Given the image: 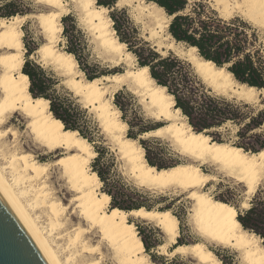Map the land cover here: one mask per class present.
Returning <instances> with one entry per match:
<instances>
[{
    "label": "bare ground",
    "instance_id": "1",
    "mask_svg": "<svg viewBox=\"0 0 264 264\" xmlns=\"http://www.w3.org/2000/svg\"><path fill=\"white\" fill-rule=\"evenodd\" d=\"M36 1L47 10L0 18V58L15 57L0 63V195L22 221L48 263L102 264L106 256L105 246L115 264H155L145 251L129 216L149 222L162 231L166 242L157 246L156 252L160 255L188 257L194 260L193 264H222L209 247L214 244L232 248L239 264H249L245 259L249 252L255 254L250 259L258 260L260 250L264 249L261 239L242 228L232 204L213 197L203 187L221 174L241 183L245 188V199H250L260 183H264L261 160L264 148L255 152L245 150L232 143L214 140L205 131L193 130L186 116L175 107L173 96L155 82L147 66H131L122 72L85 78L73 54L57 45L63 30L61 18L70 12L72 4L108 58L113 62L121 59L130 62L135 56L126 49L125 43L118 40L108 15L109 9L97 4L96 0H90V3L89 0H59L62 7L45 0ZM215 1V10L221 18L238 15L264 30V4L261 0ZM132 2L141 18L150 23V36H159L167 29L171 16L153 2L117 0L116 6ZM28 17L37 21L45 40L33 53H39L44 63H53L66 75L64 82L69 89L82 96L83 106L95 110L102 128L114 141L136 184L187 193L186 197L192 201L190 220L201 240L191 244L176 242L178 218L168 208L140 206L123 210L109 207L111 197L100 190L102 181L90 165L97 154L92 144L76 130L66 129L50 112L47 99L33 97L29 92V79L22 72L25 47L21 27ZM166 35L172 39L169 44L174 53L190 62L195 73L217 94L229 91L231 96L248 103L257 102L260 97L264 100V88L239 83L224 66L203 59L193 46L183 49L175 45L171 35L168 32ZM158 43L162 44V41ZM9 44L15 46L9 47ZM122 86L138 93L147 102L149 115L165 121L139 136H169L178 146L179 153L188 157V162L166 168H157L147 162L145 150L138 140L125 134L127 123L112 102L114 93ZM37 152H42L46 159L41 160ZM253 163L254 169L251 167ZM202 164L212 165L214 173L203 171ZM57 180L64 182L70 195L67 203L57 194L58 187L56 189L53 184ZM245 203L249 204L243 200L242 208ZM228 209L233 210L232 219L239 225L230 235L239 237L243 234L245 242L248 239L253 241L247 250L239 245L232 247L238 244L235 238L224 243L201 230L202 224L207 227L227 218ZM70 214L78 217L84 226L80 222L71 224ZM93 234L98 236L94 243L89 238ZM228 235L223 234V239H228Z\"/></svg>",
    "mask_w": 264,
    "mask_h": 264
},
{
    "label": "trees",
    "instance_id": "2",
    "mask_svg": "<svg viewBox=\"0 0 264 264\" xmlns=\"http://www.w3.org/2000/svg\"><path fill=\"white\" fill-rule=\"evenodd\" d=\"M117 0H96L97 4L111 9L108 12L113 28L119 41L125 43L126 49L134 56L139 66H147L150 76L158 85L164 86L166 91L173 96L175 107L186 116L187 122L195 131H206L223 126L231 121L237 125L244 124L245 130L259 126L264 121V113L259 111L256 115L244 114L240 111V102L228 99L223 95L215 94L210 88H206L198 79L192 65L187 60L178 57L171 50L163 55L156 51L147 41L139 38L138 32L123 9L115 7ZM162 7L165 13L171 16L167 32L176 43L186 47H195L197 54L203 59L212 61L216 66H224L233 78L239 83L253 86L257 89L264 88V60L259 50L251 52L249 45H253L247 29L250 26L237 17L223 19L217 16L213 10H208L201 1H194L188 7V0H145ZM21 0H0V18H9L13 15H24L21 9ZM63 35L66 39L65 51L73 54L79 69L85 78L93 79L106 74V71L98 69L97 64L89 66L87 61L81 58V52L85 47L83 33L76 26L72 16L66 15L61 19ZM67 21L71 24L67 25ZM22 72L29 79V92L33 97H42L48 100L49 110L52 115L61 121L66 129L76 130L79 135L87 139L97 152L93 161V170L101 181L106 182L103 173L95 166L102 159L103 149L98 146L90 126V120L85 108H82L70 91L63 87L57 89L59 80L53 71L44 68L40 64L26 59L22 66ZM120 91L113 96V103L121 110L125 108L119 100ZM262 116L260 121H255L257 116ZM128 125L127 136H137L154 129L139 128L134 130V125L122 118ZM248 119V121H245ZM242 135V130L237 131ZM264 138V133L261 134ZM155 137L138 139L145 150V158L150 165L157 168H166L176 163H163L156 161L152 155L154 147L150 142ZM221 141V140H217ZM241 146L239 143H234ZM245 150L246 147H243ZM250 151H258L264 148V139L258 140L257 145H250ZM110 195L111 207L123 210L138 208L139 204H122L116 200L110 189H102ZM223 200L221 198H218ZM225 201V200H223ZM226 202V201H225ZM249 208H236V218L242 228L254 233L261 239L264 245V189H257L249 201ZM146 207V206H145ZM149 208V207H146ZM146 250L148 245L142 239ZM181 243V242H178Z\"/></svg>",
    "mask_w": 264,
    "mask_h": 264
},
{
    "label": "rangeland",
    "instance_id": "3",
    "mask_svg": "<svg viewBox=\"0 0 264 264\" xmlns=\"http://www.w3.org/2000/svg\"><path fill=\"white\" fill-rule=\"evenodd\" d=\"M23 5L21 9H23L26 14H36L38 12H43L47 10L42 3L37 2L36 0H21ZM70 2V0H66ZM194 1H201L202 4L208 10H213L217 16L218 12L215 10V0H188V7L193 5ZM215 1V2H214ZM146 2V1H145ZM135 3L132 2L130 4H123L115 6L117 9H123L124 13L130 19L131 25L136 28L138 32L139 38L147 41L156 51L165 55L169 50L174 52V48L169 43L172 42V39L167 37V29H165L159 36H150L149 34V22L146 19L141 18L135 9ZM110 11V9H109ZM108 11V12H109ZM136 11V12H135ZM79 11L74 8L71 4L70 12L66 15L72 16L74 19L76 26L83 33V38L85 42V47L81 52V58L86 60L89 66L93 64L98 65V69L102 71H106V74H112L116 72H122L126 68L131 66H139L136 59H131V61H127L125 59H121L120 61L113 62L108 55L102 51V49L98 46L92 34H90V30L85 25V23L80 18ZM64 15V16H66ZM62 16V17H64ZM220 17V16H219ZM237 17L239 20L247 23L250 26V29H247L249 36L251 38L252 44L249 45V50L254 52L255 50H259V53L262 55L264 60V30L259 26H254L251 22L243 19L238 15H234L233 17L226 18V20ZM221 18V17H220ZM62 19V18H61ZM224 19V18H223ZM67 25H70L71 22L67 21ZM113 24V23H112ZM21 27L24 31L23 34V44L25 47V60L30 59L44 68L50 69L53 71L54 75L59 80V84L56 86L57 89H61L62 87L67 91H70L73 97L76 99V102L82 107L85 108L88 114V118L90 120V126L93 127L92 132L94 135V139H96V143L99 147L103 149L102 159L95 164L94 167L98 168L106 178V182L101 183L100 190L102 189H110V191L115 195L116 200L119 203L124 205L126 204H139L141 206H146L149 208H168L170 209L178 218L179 224V236L177 237L176 242H181V244H191L195 241L201 240L200 236L196 233L191 217H190V208L192 201L186 197L185 191H174L172 189H150L145 188L144 186H140L134 182L132 176H130V172L127 164L121 157L119 151L117 150V146L115 145L112 138L110 139L109 134H106L105 130L102 128L99 118L94 109L86 108L83 106L84 99L81 95H76L69 86L64 82L66 75L60 72V70L50 62H43L39 53H33L34 50L45 40L43 39V35L40 32L37 21L32 17H28L25 19ZM166 31V32H165ZM147 32V33H146ZM165 32V33H164ZM165 34V35H164ZM161 36V37H160ZM165 36V37H164ZM164 38V39H163ZM166 38V39H165ZM158 43V42H161ZM175 42V41H174ZM164 44V45H163ZM175 45H179L181 48L186 49L184 44L174 43ZM59 48L65 49L66 39L63 35V30L61 32V38L59 43H57ZM160 45V46H159ZM163 45V46H162ZM162 50V51H161ZM30 54H33L30 57ZM124 62H123V61ZM133 61V62H132ZM127 63H129L127 65ZM133 64V65H132ZM79 68V67H78ZM198 79L203 83L206 88H209L203 81L202 78L196 74ZM84 76V73H83ZM85 77V76H84ZM211 89V88H210ZM117 91H120L119 100L124 106L125 110L121 111L114 103V105L119 109L121 118H125L130 121L134 125V130L136 131L139 128H153L158 125H162L165 123L164 120H156L153 118L149 111V106L145 100L141 98V96L137 93H133L131 90H128V87L122 86ZM212 92L217 94L215 91L211 89ZM223 95L228 99H235L237 102H240V111L241 113H248L251 115H256L259 111L264 113V100L260 97L257 102H245L237 99L230 95V92H226ZM81 97V98H80ZM113 102V99H112ZM262 116H257L255 121H260ZM245 121H248L246 119ZM244 124L237 125L232 123L231 121L226 122L223 126L209 130L211 134L210 137L214 140H221L223 142L228 143H239L243 147H246L247 150L250 151V145H257V141L263 140L264 133V121L256 127H250L248 131L243 127ZM128 126V125H127ZM241 129L242 135H238L237 131ZM128 127L125 132L127 135ZM207 132V130L205 131ZM208 133V132H207ZM155 137V141L150 142V145L153 148L152 155L155 157L156 161H160L163 163H180V162H188L189 159L187 156L182 155L178 151V146L172 141L169 136L165 137H156L149 136L147 138ZM169 137V138H166ZM142 139L137 136V140ZM172 141V142H171ZM173 143V144H172ZM93 146V145H92ZM241 147V146H240ZM94 149V147H93ZM244 149V148H243ZM95 150V149H94ZM97 153V152H96ZM36 155L39 156L41 160L46 159V156L43 155L42 152H37ZM97 156V154H96ZM95 156V157H96ZM95 157L92 159L90 165L93 169V161ZM210 164H202L201 168L203 171L208 173H214L212 170L213 166ZM54 180V178L52 179ZM56 189L58 187V195L63 198V202L67 203L70 195L66 192L65 184L63 181L57 180L53 182ZM264 189V183H260L257 189ZM203 189L207 191L210 195L215 198H221L226 202L237 206L242 209L241 202L245 199V188L241 183H238L232 178L226 177L221 174H217V179L209 181ZM109 203V207H110ZM71 224H77L80 222V219L75 215H69ZM129 220L134 221L135 226L137 228V232L141 239H144L148 245V250L144 246L145 251L149 254L150 259L155 264H193L194 260L188 257H182L180 255H175L174 257H168L166 255H160L157 251V246L159 244L165 243L166 239L162 231L154 226L153 224L146 222L144 220L133 218L129 216ZM84 226V223H81ZM89 238L94 243L98 240V236L96 234L89 235ZM209 247L215 252L218 258L221 260L222 264H239L237 260V254L232 248L221 247L217 245H209ZM171 249V246L168 247ZM104 254L106 255L103 259L102 264H115L112 260L109 250L105 246H103Z\"/></svg>",
    "mask_w": 264,
    "mask_h": 264
},
{
    "label": "water",
    "instance_id": "4",
    "mask_svg": "<svg viewBox=\"0 0 264 264\" xmlns=\"http://www.w3.org/2000/svg\"><path fill=\"white\" fill-rule=\"evenodd\" d=\"M0 264H49L22 221L1 195Z\"/></svg>",
    "mask_w": 264,
    "mask_h": 264
},
{
    "label": "snow or ice",
    "instance_id": "5",
    "mask_svg": "<svg viewBox=\"0 0 264 264\" xmlns=\"http://www.w3.org/2000/svg\"><path fill=\"white\" fill-rule=\"evenodd\" d=\"M46 3H55L57 7H62L63 5L59 3V0H45ZM262 4H264V0H261ZM90 3V0H89ZM236 7H242V5H236ZM6 27V26H5ZM9 47H14V44H9ZM8 59H15V57H5L0 58V63H4L5 60ZM7 66V65H5ZM145 71H147L145 69ZM0 114H2V111H0ZM261 160H262V167H264V153H261ZM248 163V162H246ZM251 167L254 169L255 164H251ZM195 195V194H193ZM223 207V206H220ZM244 208H249L250 205L248 203H245L243 205ZM228 217L224 218L223 220H218L215 225L209 224L207 227H205L203 224L201 225V230L206 232L207 234L213 235V238L222 240L224 243H228L229 240L235 238L238 241V244H233L232 247H237L238 245L243 247L244 249H248L250 245L253 244V241L251 239H248L245 242V235H241L239 237H232L230 234L234 231V229L238 228L239 225L236 223L234 219H232V209H228ZM229 234L228 239H223V234ZM93 251H96V249H93ZM261 255L259 259H250L249 257H254V253L249 252V257H245L249 261V264H264V249L260 250ZM98 264V262H96Z\"/></svg>",
    "mask_w": 264,
    "mask_h": 264
}]
</instances>
